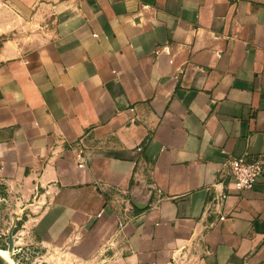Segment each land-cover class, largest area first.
I'll return each instance as SVG.
<instances>
[{"label":"crops","instance_id":"obj_1","mask_svg":"<svg viewBox=\"0 0 264 264\" xmlns=\"http://www.w3.org/2000/svg\"><path fill=\"white\" fill-rule=\"evenodd\" d=\"M257 157L264 0H0V196L34 247L264 264V173H230Z\"/></svg>","mask_w":264,"mask_h":264},{"label":"rangeland","instance_id":"obj_2","mask_svg":"<svg viewBox=\"0 0 264 264\" xmlns=\"http://www.w3.org/2000/svg\"><path fill=\"white\" fill-rule=\"evenodd\" d=\"M1 199L3 198L0 196V221L2 225L6 226L5 228L7 229L10 223V217L13 219L12 236L14 241L17 242V245L15 244L16 247L13 255L12 253L9 255V259L13 262V264H79L74 262L73 259L66 253L60 252L58 254L57 251L55 252L53 250L42 251L30 244L28 242L29 234H26L25 232L21 233L23 230L22 225L25 222L26 217H21L20 220L15 223V215L12 214L9 216L8 213L5 214V209H9L10 205L13 206L14 201L11 203L10 200L6 198L4 200ZM13 210H15L14 207L12 208V211ZM7 235V231L0 233V251H8ZM21 254L23 257H20Z\"/></svg>","mask_w":264,"mask_h":264},{"label":"built area","instance_id":"obj_3","mask_svg":"<svg viewBox=\"0 0 264 264\" xmlns=\"http://www.w3.org/2000/svg\"><path fill=\"white\" fill-rule=\"evenodd\" d=\"M230 173L233 177V185L237 190L251 189L258 177L264 173V157H257L250 162L243 158L232 159L230 161ZM222 197L224 196L222 195ZM20 257H23L22 254Z\"/></svg>","mask_w":264,"mask_h":264},{"label":"water","instance_id":"obj_4","mask_svg":"<svg viewBox=\"0 0 264 264\" xmlns=\"http://www.w3.org/2000/svg\"><path fill=\"white\" fill-rule=\"evenodd\" d=\"M7 238H8V242H7V250H11L12 247H13V236H12V229H10L8 231V235H7ZM0 264H11L8 259L3 256V255H0Z\"/></svg>","mask_w":264,"mask_h":264},{"label":"bare ground","instance_id":"obj_5","mask_svg":"<svg viewBox=\"0 0 264 264\" xmlns=\"http://www.w3.org/2000/svg\"><path fill=\"white\" fill-rule=\"evenodd\" d=\"M13 245H14V239H13ZM14 248H15V246L12 247L13 251H14ZM12 249H11V250H8V251H0V255L5 256V257L8 259V261H9L10 263L13 264V262L9 259V255H10L11 253L13 254Z\"/></svg>","mask_w":264,"mask_h":264}]
</instances>
